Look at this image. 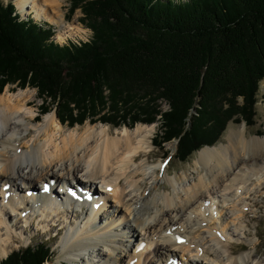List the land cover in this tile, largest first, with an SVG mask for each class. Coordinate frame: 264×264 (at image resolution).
<instances>
[{"label": "bare ground", "instance_id": "bare-ground-1", "mask_svg": "<svg viewBox=\"0 0 264 264\" xmlns=\"http://www.w3.org/2000/svg\"><path fill=\"white\" fill-rule=\"evenodd\" d=\"M43 3L16 6L56 21L58 37L81 29L61 12L64 0ZM11 90L0 95V259L35 223L62 235L60 264H172L170 257L180 264H264L248 220L264 193V135L231 128L228 143L198 152L196 178L170 176L161 162L146 159L155 124L114 133L103 123L66 128L55 112L36 120V91ZM57 180L94 195L99 211L75 209L87 202H33L38 198L28 191L36 182L40 191ZM165 182L172 191H159Z\"/></svg>", "mask_w": 264, "mask_h": 264}, {"label": "trees", "instance_id": "trees-1", "mask_svg": "<svg viewBox=\"0 0 264 264\" xmlns=\"http://www.w3.org/2000/svg\"><path fill=\"white\" fill-rule=\"evenodd\" d=\"M70 1V14L84 13L90 41L56 43L52 25L20 18L12 0L0 1V93L8 83L35 87L42 115L54 109L71 127L103 111L100 121L115 127L161 113L154 144L178 140L181 162L214 145L229 121L254 125L264 0ZM162 98L167 111L155 106ZM52 253L40 239L0 264H44Z\"/></svg>", "mask_w": 264, "mask_h": 264}, {"label": "rangeland", "instance_id": "rangeland-1", "mask_svg": "<svg viewBox=\"0 0 264 264\" xmlns=\"http://www.w3.org/2000/svg\"><path fill=\"white\" fill-rule=\"evenodd\" d=\"M1 2H3L4 4H6L8 1L10 0H0ZM18 0H13L14 4L17 5ZM43 3V0H42ZM45 4V3H43ZM71 5V1L70 0H64V5L62 8L61 12L65 13V17L67 19V21L69 23H73L75 25H78L81 27V29H79V31H77L76 33H70L67 32L65 33V35H63L62 37H58L60 34V30L56 21H52L50 18L47 17V15H43V17H38L36 16V13L33 12L31 9L30 11H27L28 13L33 14L36 18L38 19H42L43 21L45 20V22H47L48 24L50 23V25H52V29H54V35L53 38L56 40L57 43L61 44V43H65V42H70V41H74L76 42L77 40H81V41H88L90 40V38L92 37L93 31L88 28L84 21L82 20V17L84 16V13L82 12L81 8H77V10L75 11L74 14H70V10L69 7ZM21 10V9H20ZM22 11V10H21ZM22 13L24 14V18L26 16H28V13H24L22 11ZM33 18V16H32ZM53 22V23H52ZM63 41V42H62ZM65 41V42H64ZM61 42V43H60ZM8 88L12 89L11 91L16 92L20 89H22V87L20 86H16V84H11L8 83L4 89V91L2 93H0V95L4 94L7 92ZM24 89H31L33 91H36V96L33 99V101L30 102V105H33L35 107V111H37L36 115H37V121L42 120L44 118V116L46 115H40V109L43 105V100L40 99L39 94L37 92V88L35 87H26ZM156 103V108L157 109H161L162 111L165 110H169L170 106L169 104H167L168 102L165 99H159ZM52 106V105H51ZM255 116H254V125H246L244 121H237L236 119L229 121L227 123L226 129L224 130V132L222 133V135L217 139V141H215L211 146H218L219 144H221V142L224 143H228L227 140V135L229 133V130L231 128H235L238 129L240 128L242 125H245L247 127L246 130V134L250 137L253 135H264V80H261L259 83V88H258V92H257V102L255 104ZM151 109V108H150ZM56 112L54 109L51 110V112ZM152 112H154L153 109H151ZM104 112V111H103ZM102 112V113H103ZM50 113V112H49ZM98 114L97 116H93L92 118H88L84 124H80V123H76L73 125V127L69 126L68 124L64 123V127L66 128H78L80 129V131H83L86 129L87 125L92 124V125H98L100 123H102L100 121V117L101 114ZM48 114V113H47ZM56 114V113H55ZM141 114V118H144V115L142 113ZM41 116V117H40ZM155 120L154 121H138V122H133L130 120V122L128 123V125H117L116 127L113 124H106L109 125L112 129V133L115 132V130L117 129H123L124 127H128L130 129H132L133 127L137 126L139 123H143V124H155V130L154 133L151 136V140H152V144H151V149L148 152V161L150 163V165H154L156 164V162H161V165L163 166V168H166L167 166V171L170 176H175L182 174V172H187L188 174V178L190 179H194L196 178L197 174L193 173V166H194V161L196 159V157L198 156V152L204 148L207 147L206 145H204L202 148H200L199 150L191 153V155L184 160L183 162L179 161L178 156L176 154V150H177V140L173 139L172 141L166 143L163 147H159L156 146L154 144V141H156L159 137H160V133L162 130V122H161V113H159L158 115L155 116ZM145 122V123H144ZM85 128V129H84ZM157 128V129H156ZM156 138V139H155ZM167 154H171L169 159V163L165 164L166 162H162V159H164V157ZM144 154H141L140 157H142ZM168 156V155H167ZM150 157V158H149ZM36 184V187H35ZM34 184V187L36 190H38V186H41L39 184V182H36ZM38 184V185H37ZM161 189L159 191H164L165 188H168L167 190H171L172 188L170 184H168L167 182L162 183V185L160 186ZM165 187V188H164ZM256 199L257 201V205L254 208H251V210H255L253 213L249 212V216H248V220L250 222V235L252 237V239L256 240L257 242H260L261 245L259 248H261V255L264 256V193L263 196H257ZM11 215V213H10ZM13 217V216H12ZM56 230L57 227L54 228V230H51L50 232H46L42 227H38L37 224L33 223V225H28V232H27V238H25L26 241H20L18 238V241L12 244V247L10 248V250L7 252V254L9 255L10 252H12L14 249H23L26 248L27 244L30 243H36L38 241L44 240L48 245L52 246L53 248V253L52 258L48 261H45L44 264H60V261L65 257V253L63 251L62 248V235L60 234V232L58 231V235H56ZM258 233V236L256 235ZM51 238V239H50ZM7 255V256H8ZM7 256H3L2 258H6ZM1 258V259H2ZM0 259V260H1ZM178 261V259H177ZM69 262V263H68ZM65 263L68 264H76L74 262V260L72 261H68ZM83 263V261H82Z\"/></svg>", "mask_w": 264, "mask_h": 264}, {"label": "built area", "instance_id": "built-area-1", "mask_svg": "<svg viewBox=\"0 0 264 264\" xmlns=\"http://www.w3.org/2000/svg\"><path fill=\"white\" fill-rule=\"evenodd\" d=\"M78 42H80V40H77Z\"/></svg>", "mask_w": 264, "mask_h": 264}]
</instances>
